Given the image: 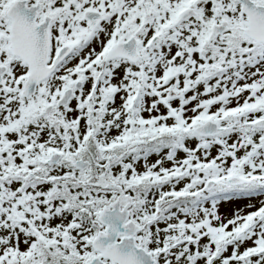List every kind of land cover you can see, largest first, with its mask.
Returning a JSON list of instances; mask_svg holds the SVG:
<instances>
[{"label":"snow or ice","instance_id":"6c2138e0","mask_svg":"<svg viewBox=\"0 0 264 264\" xmlns=\"http://www.w3.org/2000/svg\"><path fill=\"white\" fill-rule=\"evenodd\" d=\"M0 264H264V0H0Z\"/></svg>","mask_w":264,"mask_h":264}]
</instances>
